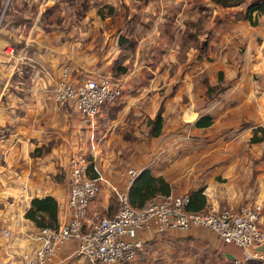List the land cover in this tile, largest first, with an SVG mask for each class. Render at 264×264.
I'll list each match as a JSON object with an SVG mask.
<instances>
[{
    "label": "crops",
    "instance_id": "obj_1",
    "mask_svg": "<svg viewBox=\"0 0 264 264\" xmlns=\"http://www.w3.org/2000/svg\"><path fill=\"white\" fill-rule=\"evenodd\" d=\"M249 2L86 0L83 13L63 20L61 0L59 24L46 30L37 22L24 35L4 13L0 264H24L25 236L38 227L26 217L31 199L52 195L60 205L70 154L79 150L92 157L96 146L102 159L103 152L107 156L98 166L114 183L120 181L117 156L125 151L121 168H149L171 193L201 190L191 210L261 202L264 228V12L254 11L252 22ZM64 65L74 67L75 81L101 74L122 81V96L105 103L94 124L55 103ZM159 114V133L153 135ZM109 193L115 195L105 182L102 201L92 203L89 216L107 210ZM5 228L10 239L3 236ZM140 236L144 246L136 264H262L246 261L239 245L203 227L141 230ZM74 248V240L65 242L61 264H89L75 257Z\"/></svg>",
    "mask_w": 264,
    "mask_h": 264
},
{
    "label": "built area",
    "instance_id": "obj_2",
    "mask_svg": "<svg viewBox=\"0 0 264 264\" xmlns=\"http://www.w3.org/2000/svg\"><path fill=\"white\" fill-rule=\"evenodd\" d=\"M11 1L4 0L0 23ZM12 50L7 49L9 53ZM74 72V67L70 65L61 68L53 99L57 106H71L94 124L103 105L122 96L123 83L111 74L75 81ZM97 152L96 146L92 157L79 150L70 154L68 188L59 205L58 224L37 227L25 236L27 245L20 251L24 264H61L60 249L68 240L75 241V257L89 264H136L144 246L141 230L163 232L169 229L186 230L193 226L211 229L225 242L239 245L246 261L256 259L264 264L261 202H245L238 209L191 210L188 208L191 193L186 191L179 194L158 193L143 205L133 206L129 190L142 169L123 167L118 172L120 181L114 183L99 168L95 158ZM105 182L116 195L118 208L112 214L96 213L91 217V205L103 192ZM3 236L10 239L12 233L5 228Z\"/></svg>",
    "mask_w": 264,
    "mask_h": 264
},
{
    "label": "trees",
    "instance_id": "obj_3",
    "mask_svg": "<svg viewBox=\"0 0 264 264\" xmlns=\"http://www.w3.org/2000/svg\"><path fill=\"white\" fill-rule=\"evenodd\" d=\"M214 3L222 6L238 5L246 0H212ZM11 1L10 5L12 4ZM9 5V7H10ZM8 7V9H9ZM7 9V10H8ZM257 11L264 12V0H250L247 17L252 19V13ZM162 122V117L159 114L155 119V127L152 130L153 135L159 133V126ZM169 184L162 177H156L151 173L149 168L143 169L136 177L129 190V200L133 206H141L150 197L158 193H169ZM201 191V190H199ZM195 191L191 193V199L188 205L192 203L194 196H198L202 192ZM190 209V208H189ZM194 210V209H192ZM59 204L57 199L52 195L43 197H33L31 199V207L26 211V217L32 220L38 227L41 226H56L58 224Z\"/></svg>",
    "mask_w": 264,
    "mask_h": 264
},
{
    "label": "rangeland",
    "instance_id": "obj_4",
    "mask_svg": "<svg viewBox=\"0 0 264 264\" xmlns=\"http://www.w3.org/2000/svg\"><path fill=\"white\" fill-rule=\"evenodd\" d=\"M69 2L68 5H66V2ZM86 3V0H63V20L65 16L72 14L75 16L76 14L83 13L82 6ZM77 5L79 8H77ZM61 0H53L52 2L45 3V0H13L12 4L10 5L8 9L9 16H13V24L18 25L19 32L24 35L25 33L33 32L32 27L37 24V22H40L41 25L46 29H50L55 24H59L62 17V9H61ZM16 30V32L18 31ZM22 37V36H21ZM18 43H13V45L16 47ZM126 137V136H125ZM135 138V136H132ZM132 137H126L127 139H134ZM118 154V152H117ZM114 155V153L112 154ZM104 159L101 158L100 152H97L96 155V162L99 164V160L101 162H105L107 159V156L105 155V152H103ZM117 156V155H116ZM127 156V152L122 151L121 155H118L117 161H118V167L121 169L122 161L124 157ZM154 161V160H153ZM118 169V170H119ZM103 172V170L101 169ZM102 194L99 195L96 201L101 200L102 201ZM107 203V210H104V212H101L99 209L97 210L99 215H106L110 211L111 208L118 207V200L116 195H113L112 193H109L108 199H106ZM256 260V259H253ZM251 261V260H249ZM261 262V261H260ZM262 263V262H261ZM196 264H204L203 260L198 261ZM260 264V263H256Z\"/></svg>",
    "mask_w": 264,
    "mask_h": 264
}]
</instances>
